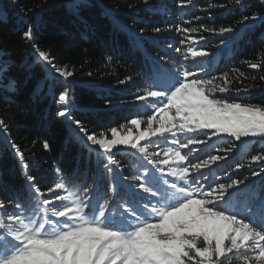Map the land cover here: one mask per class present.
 Returning <instances> with one entry per match:
<instances>
[{"label":"snow or ice","instance_id":"snow-or-ice-1","mask_svg":"<svg viewBox=\"0 0 264 264\" xmlns=\"http://www.w3.org/2000/svg\"><path fill=\"white\" fill-rule=\"evenodd\" d=\"M188 2L179 0V6L186 7ZM235 2L242 4L244 0ZM258 3L264 7V0ZM140 4L148 6L150 0H140ZM16 6L23 18L31 19L47 6V0H37L35 8ZM137 7L128 5L129 10ZM257 20L264 22V16L242 15L236 26H177L176 30L185 34L181 43L194 39L191 33L197 31L227 35L229 40L220 41L227 47L229 43L234 45L240 32ZM145 31L141 27L139 33L130 34L136 47L142 45ZM151 31L160 33L162 29L153 26ZM37 32L38 26L28 23L22 33V38L30 42L36 62L54 79L69 81L75 76L74 67L58 64L50 49H42ZM199 39L206 37L201 35ZM175 51L180 52V48ZM211 54L203 47L191 53L200 58ZM166 61V57L152 58L151 83L134 97L144 103L146 121L137 116L99 133H90L80 120L71 121L84 144L102 155L100 168L108 176L121 167L117 151L128 149L141 157L144 166L136 174L120 178L121 182L131 181L129 192L113 181L108 193L97 197V182L87 178L78 182L80 187L74 190L72 182L78 171L66 180L65 170L59 167L57 182L45 188L39 186L35 176L27 175L25 186L15 198L0 200V264H264V187L256 191L247 177L209 178L213 166L228 160L234 152L231 145L215 147L214 154L190 159L198 150L192 146H207L214 139L264 140V102H237L217 96L216 93L249 91L234 87L235 81L228 73H206L202 64L169 67ZM246 63L252 69L261 68L264 58L259 63ZM87 74L92 76L91 72ZM246 78L240 74L241 83ZM131 79L128 76L120 83ZM260 79L264 80V76ZM40 88L38 82L34 92ZM69 102L70 90L65 85L57 99L64 106L56 113L59 117L71 119ZM4 103L11 104V100L5 98ZM145 122L146 128L141 129ZM129 124L138 134H133ZM11 129V119L0 117V134L7 139L22 168L28 169L24 152L11 139ZM121 129L125 131L121 133ZM161 140L165 148L159 147ZM43 148L50 150L47 140ZM247 159L248 166L260 167L251 176H264V150ZM113 207L118 211L114 212Z\"/></svg>","mask_w":264,"mask_h":264},{"label":"trees","instance_id":"trees-1","mask_svg":"<svg viewBox=\"0 0 264 264\" xmlns=\"http://www.w3.org/2000/svg\"><path fill=\"white\" fill-rule=\"evenodd\" d=\"M36 3L37 0H16V5L23 7L35 8ZM129 3L138 7L129 10ZM16 5L13 0H0V117L11 119V139L24 152L29 168H22L7 139L0 134V200L15 198L29 174L37 178L41 188L50 186L57 182L58 167L65 170L66 180L78 171L72 182L76 188L80 187L78 182L87 178L97 182V197L106 195L111 182L120 185L121 177L136 174L145 162L132 150H119L116 156L121 167L108 176L100 168L102 155L84 144L71 121H82L90 133L108 132L111 127H119L137 116L146 121L147 109L134 97L151 83L152 58L166 57L169 67L185 63L189 66V60L183 59L189 56V42L181 43L185 34L178 32L177 26L198 29L200 25L236 26L242 15L264 16V7L258 0H244L242 4L235 0H193L186 7H180L179 0H150L148 6L141 5L140 0H47V6L31 19L23 18ZM28 23L38 26L36 39L42 49H50L58 64L74 67L75 76L69 81L54 79L36 62L30 42L22 38ZM153 26L162 31L152 32ZM141 27L146 31L142 45L136 47L130 34L139 33ZM197 32L206 37L201 47L212 53L199 59L206 61L205 72L216 76L228 73L235 81L234 87L249 89L239 94L216 95L237 102H264V80L260 79L264 76V66L252 69L246 63H259L264 58V22H253L250 28L240 32L234 45L229 43L227 47L221 46L220 41L229 40V36ZM176 48H180V52H176ZM241 73L247 77L242 83ZM128 76L132 77L131 81L121 84ZM38 82L41 88L34 92ZM65 85L70 90L67 107L71 119L56 114L64 107L57 99ZM5 98L10 99L11 104H5ZM128 127L138 132L130 124ZM144 128L146 122L141 125V129ZM45 140L50 150L43 148ZM224 141L220 139L208 148L212 150L217 144L226 147ZM165 146L161 140L159 147ZM262 150L264 140L239 144L232 158L229 156L230 160L219 164L221 176L216 179L247 177L248 182L254 181V189L264 187V176H251V172L259 171L260 167L248 166L247 159ZM241 163L245 167L238 168ZM129 183L122 187L128 188ZM233 264L241 262L233 261Z\"/></svg>","mask_w":264,"mask_h":264},{"label":"rangeland","instance_id":"rangeland-1","mask_svg":"<svg viewBox=\"0 0 264 264\" xmlns=\"http://www.w3.org/2000/svg\"><path fill=\"white\" fill-rule=\"evenodd\" d=\"M193 0H190V2H192ZM201 34V33H200ZM200 34H199V32H195V33H193L192 35H191V37H193L194 39H190V40H188V44H189V46H188V53L187 54H189V58H188V60H189V66L188 67H192V66H198V65H203V67L205 68V66H206V61L205 60H199V59H201L200 57H193L192 55H191V53H192V51H196V50H198L199 49V47H201L204 43H205V40H200L199 39V37H200ZM184 59V58H183ZM188 60H185V62H187ZM185 66H186V63H185ZM121 133H123V132H121ZM133 134L135 135V134H138V132L137 131H135L134 129H133ZM220 139H223V140H226L227 139V142H226V145L227 146H229V145H231L233 148H234V151L237 149V147H238V145L239 144H241L242 142H236V141H233L232 140V138H230V137H224V138H220ZM258 139H260V138H248L247 140H258ZM261 140V139H260ZM218 141V139H214L213 141H210L209 143H212V142H217ZM244 142V141H243ZM166 147V146H165ZM192 147H194V148H196V149H198L197 151H194L193 153H192V155H194L192 158L190 157V159H194L195 157H200V156H203V155H207V154H214L213 153V149L212 150H209V149H207L208 150V152H207V150H205L204 149V146H192ZM215 147H222V146H219L218 144H217V146H215ZM214 147V148H215ZM203 150H204V152L205 153H203ZM185 152H187L188 150L187 149H185L184 150ZM199 153V154H198ZM234 154V152L231 154V155H233ZM191 155V156H192ZM231 155H230V159L232 158L231 157ZM229 159V160H230ZM222 162V161H221ZM221 162H219V164L221 163ZM259 165H255V166H253V168H255V167H258ZM214 170H213V176L215 177V178H218V177H220L221 176V172H220V167H219V165H217L216 167H214L213 168ZM224 172V171H223ZM206 183V182H205ZM252 183L253 182H248V184L249 185H252ZM253 186V185H252ZM243 187V186H242ZM262 187H260V186H258L255 190L256 191H259L260 189H261ZM115 211H118V210H114V212Z\"/></svg>","mask_w":264,"mask_h":264}]
</instances>
